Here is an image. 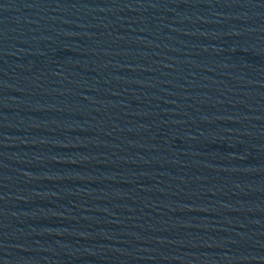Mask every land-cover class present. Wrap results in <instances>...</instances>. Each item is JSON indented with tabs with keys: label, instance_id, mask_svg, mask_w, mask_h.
Returning <instances> with one entry per match:
<instances>
[{
	"label": "water",
	"instance_id": "95a60500",
	"mask_svg": "<svg viewBox=\"0 0 264 264\" xmlns=\"http://www.w3.org/2000/svg\"><path fill=\"white\" fill-rule=\"evenodd\" d=\"M0 264H264V0H0Z\"/></svg>",
	"mask_w": 264,
	"mask_h": 264
}]
</instances>
